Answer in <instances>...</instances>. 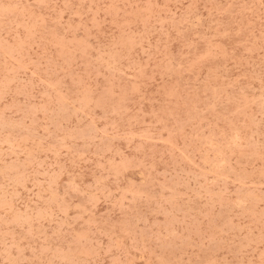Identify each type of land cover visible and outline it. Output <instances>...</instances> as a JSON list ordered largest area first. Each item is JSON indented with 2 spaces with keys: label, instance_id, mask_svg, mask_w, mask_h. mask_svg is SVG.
<instances>
[{
  "label": "rangeland",
  "instance_id": "obj_1",
  "mask_svg": "<svg viewBox=\"0 0 264 264\" xmlns=\"http://www.w3.org/2000/svg\"><path fill=\"white\" fill-rule=\"evenodd\" d=\"M0 264H264V0H0Z\"/></svg>",
  "mask_w": 264,
  "mask_h": 264
}]
</instances>
